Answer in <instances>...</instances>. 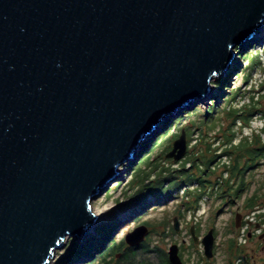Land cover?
Instances as JSON below:
<instances>
[{"label":"water","instance_id":"water-1","mask_svg":"<svg viewBox=\"0 0 264 264\" xmlns=\"http://www.w3.org/2000/svg\"><path fill=\"white\" fill-rule=\"evenodd\" d=\"M263 22L264 0H0V264H49L81 239L120 166L206 95ZM187 147L183 129L166 157ZM201 244L212 258L213 228ZM179 250L171 264H185Z\"/></svg>","mask_w":264,"mask_h":264},{"label":"rangeland","instance_id":"rangeland-1","mask_svg":"<svg viewBox=\"0 0 264 264\" xmlns=\"http://www.w3.org/2000/svg\"><path fill=\"white\" fill-rule=\"evenodd\" d=\"M260 26L248 41L246 37L243 43L233 49L234 59L228 71L213 78L206 95L195 100L192 107L182 111L170 122L167 119L162 121L158 131L154 132L152 137H146L140 145L135 159L120 166L119 180L112 183L103 195L92 202L93 211L98 215L95 224L88 228L81 239L67 238L64 246L57 249L49 264L69 263L80 247L83 249L72 264H103V258L106 256L112 264H126L124 253L129 245L124 238L128 232L143 224L149 228V234L144 242L150 243L151 250L158 246L168 253L173 244H178L180 256L182 255L186 264L226 263L228 240L235 239L239 233L236 227L235 232L231 231L235 226L236 213L250 211L246 207V200L253 194H258L255 208H260L262 210L260 213H264V157L261 158V164L257 169L246 174L250 185L232 206L222 207L223 200L217 198L213 190L208 188L199 201V208H188V205H194L197 198L195 194L199 192L197 182L189 186L184 185L180 189L169 187L168 195L161 191L145 193L141 186L157 179L159 173L163 177L171 168L182 169V163L189 155L204 159L223 154L225 147L230 146L227 138L233 139L232 145H238L246 137L254 140L260 135L264 142V22ZM254 100L259 111L254 110L250 124L246 125L243 119L239 118V114L251 109ZM210 108L211 110H208ZM209 111L213 114L212 117L210 114L207 115ZM183 129L187 135L186 154L179 160L167 158L166 154L173 148L174 141L179 138ZM233 150L232 147L231 151ZM214 160L217 171L211 176L213 180L221 174L224 163H231V157L224 154ZM191 168V163L187 162L184 170L188 171ZM193 172L200 174L197 170ZM223 173L224 178L228 177V171ZM161 183L164 185L163 188H166L171 181L165 180ZM175 216L179 219V231L174 229ZM100 224L108 226L99 229ZM261 224L264 226V222ZM192 226L200 237V241L194 244L190 233ZM210 228L214 229V234L216 232L215 243H218V252L217 256L213 255L209 259L205 256L201 238ZM262 229L264 230V227ZM96 238L99 244L104 242L106 248L112 241L118 243L119 248L115 253L108 251L101 254L103 249L96 251L93 256L98 257L94 261L91 252L96 248ZM262 241L264 246V239ZM87 246L88 249L85 248ZM263 246L258 238L252 237L244 245L243 254L246 253L251 258L249 259L251 264H264ZM157 260L156 251L148 252L144 251V248H138L136 256L131 261L139 264L141 261L155 263Z\"/></svg>","mask_w":264,"mask_h":264},{"label":"trees","instance_id":"trees-1","mask_svg":"<svg viewBox=\"0 0 264 264\" xmlns=\"http://www.w3.org/2000/svg\"><path fill=\"white\" fill-rule=\"evenodd\" d=\"M256 101L254 100V103L252 104L251 109H249L248 111L239 114L240 115V119H243V122L246 125L250 124V121L255 113L254 110L259 111V108L256 106ZM252 108H253V112H252ZM208 110H211L208 109ZM237 111V110H236ZM211 115V117L213 116V114H211V111H209V113H207V115ZM206 115V116H207ZM236 115V114H235ZM237 116V115H236ZM211 117H209L208 121L211 120ZM213 122V121H212ZM186 129V128H185ZM190 132L189 129H186ZM166 134V132L163 134V136ZM232 138H227V141L230 142V146H226L224 149L223 154H216L214 155V158H204L202 159L201 157H194L189 155L182 163V169H169V173L165 174L163 177H161V173H159V177L157 176V179L155 180H150L152 182H146L144 183V185L141 186L142 189H145V193H154L157 191H161L164 194L168 195V188L169 187H173L176 189H180L182 186H189L191 183L197 182L198 183V189L199 192L195 193L196 194V199L194 201V205H188V208H193V209H198L199 208V201L200 199L203 197V195L207 192L206 190L208 188H211V190H213L214 195L217 198H221L223 200V205L222 207H224L225 205L228 206H232L236 204V200L240 199L244 193L247 191L250 182L247 180L246 178V174L248 172H251L254 169H257L258 166L261 164V158L264 157V142L261 139V136L259 135L257 139L254 140H250L248 137H246L245 139H243L238 145H232ZM148 145V142H146ZM232 147L234 148L233 151ZM229 155L231 157V163L230 164H226L224 163L222 165L223 170L221 172V174H219V176H217V178L215 180H213L211 178V176L213 175V173L215 174L217 169L214 167V163L216 157L218 156H222V155ZM234 155V156H233ZM187 162H190L192 165V168L189 169L188 171H185V166L187 164ZM214 167V168H213ZM197 170V172L199 171L200 174L197 175L195 174L193 171ZM224 171H228V177L224 178L223 177V172ZM185 172V173H184ZM203 174V176H202ZM171 175V176H168ZM206 175V176H204ZM176 176V177H175ZM181 176V177H180ZM175 177V178H173ZM178 177H180L178 179ZM165 180H169L171 181V183L166 187L163 188V181ZM154 181V182H153ZM248 181V182H247ZM147 190V192H146ZM190 191V190H189ZM258 198V194H253L251 197H249L246 201V207L249 208L250 210L255 209V206L257 205L256 201ZM264 205V203H263ZM222 210V208H220V211ZM259 219L260 222L263 221L264 222V213L259 214ZM261 222V223H263ZM106 227L108 225L105 224H100L98 226L99 229H102L103 227ZM115 225L113 226L114 229ZM98 229V230H99ZM233 232L236 231L235 226H233V230H231ZM197 232H199V230H197ZM216 234V232H215ZM98 239H95V244H97L95 247V249H93V251L91 252V256H93L94 254H96V251L101 250V254H103V252H108L111 251L113 253H115V250H118L119 248V244L116 243L115 241H112V243L109 245L108 248L105 247V243L101 242V244L98 243L97 241ZM192 242L193 244L194 239L192 238ZM150 243L145 241L143 242L141 245L136 246V247H130L128 246L127 251L124 253V259L127 261L126 264H135L134 262H132L131 260L136 256V251L138 248H144V251H156L157 252V256H158V260L155 263H151V262H140L139 264H171L169 262L168 259V255L167 252L164 251L162 248H159L158 246L154 249L151 250L150 247ZM86 249H88V246L85 247ZM90 248L92 249V247L90 246ZM81 249H83L82 247H80L79 251L75 252L74 255L72 256V259L74 260L75 257H78V255L81 253ZM245 251V247L243 245H239L237 243V240L234 238H231L228 240V246H227V261L226 264H238L236 261L237 259L243 254V252ZM110 253V252H109ZM108 254V253H107ZM182 256V255H181ZM98 256H93L94 261L97 259ZM247 258L250 259V257L247 256ZM73 260H69V263L66 264H72L74 263ZM104 263L103 264H112L111 261L107 260V256L105 258H103ZM247 263H251V261L247 260ZM57 264H63V263H57ZM65 264V263H64ZM119 264V263H118Z\"/></svg>","mask_w":264,"mask_h":264},{"label":"built area","instance_id":"built-area-1","mask_svg":"<svg viewBox=\"0 0 264 264\" xmlns=\"http://www.w3.org/2000/svg\"><path fill=\"white\" fill-rule=\"evenodd\" d=\"M260 211H262L260 208H255L253 210H250L249 212H242V223H241L240 227L237 228L239 230V233H238L237 237L235 238L239 245L244 246L247 244V242L250 239L249 234H253V235L256 234L257 235L261 232V230H263L262 228L264 226L260 223V219L258 220V217H259L258 215H259ZM257 224L259 226L260 225H262V226L258 229V227H256ZM215 247L216 248L214 251V256H217L216 253L218 252V250H217L218 249V243H215ZM247 256L248 255L246 253L242 254L237 259L236 262L238 264H248L247 260H249V258H247ZM224 264H226V263H224ZM249 264H251V263H249Z\"/></svg>","mask_w":264,"mask_h":264},{"label":"flooded vegetation","instance_id":"flooded-vegetation-1","mask_svg":"<svg viewBox=\"0 0 264 264\" xmlns=\"http://www.w3.org/2000/svg\"><path fill=\"white\" fill-rule=\"evenodd\" d=\"M264 233V230H261V232L259 233V234H251V236H249V237H252V238H258L260 241H261V243H262V246H263V239H264V236H262V234ZM204 236V235H203ZM262 236V237H261ZM216 238V237H215ZM263 250H264V246H263ZM186 264V263H185Z\"/></svg>","mask_w":264,"mask_h":264},{"label":"bare ground","instance_id":"bare-ground-1","mask_svg":"<svg viewBox=\"0 0 264 264\" xmlns=\"http://www.w3.org/2000/svg\"><path fill=\"white\" fill-rule=\"evenodd\" d=\"M259 27H261V26L258 25L257 28H259ZM253 37H254V36H253ZM253 37H252V38H253ZM252 38H251V41H252ZM247 41H248V39H247ZM233 59H234V56H233V58L231 59V61L229 62L227 68H226L221 74L226 73V72L228 71V69H229V67H230V64H231V62L233 61ZM221 74H220V75H221ZM220 75H219V76H220ZM118 171H119V170H118Z\"/></svg>","mask_w":264,"mask_h":264}]
</instances>
